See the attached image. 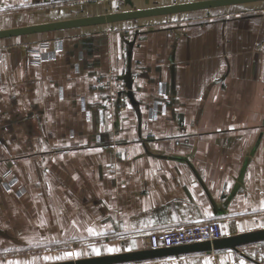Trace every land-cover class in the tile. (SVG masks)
I'll return each instance as SVG.
<instances>
[{
    "label": "crops",
    "instance_id": "crops-1",
    "mask_svg": "<svg viewBox=\"0 0 264 264\" xmlns=\"http://www.w3.org/2000/svg\"><path fill=\"white\" fill-rule=\"evenodd\" d=\"M214 8L215 18L178 24L39 33L40 57L28 38L0 39V245L75 246L45 264L151 250L150 232L194 222L217 219L220 238L264 229V1ZM80 9L0 0V30ZM117 264L264 260L212 249Z\"/></svg>",
    "mask_w": 264,
    "mask_h": 264
},
{
    "label": "water",
    "instance_id": "water-1",
    "mask_svg": "<svg viewBox=\"0 0 264 264\" xmlns=\"http://www.w3.org/2000/svg\"><path fill=\"white\" fill-rule=\"evenodd\" d=\"M264 0H203L182 4H173L168 6L153 7L147 9L131 10L115 13H103L86 15L79 18L70 20L50 22L45 24L26 26L20 28H11L6 30H0V39H8L17 36H32L39 33H47L50 31H63L72 30L85 26L99 25L105 23H114L120 21L137 20L146 17L170 15L181 12L195 11L201 9L214 8L219 6L243 4L250 2H257ZM264 241V229L254 232H248L238 234L235 236H229L224 238H218L213 241L199 242L189 245L158 248L145 251L121 253L116 255H107L100 257L84 258L77 260H67L61 262H52L45 264H117L132 262L137 260H144L157 256L167 254H179L194 251H207V250H219V249H233L238 252L239 247Z\"/></svg>",
    "mask_w": 264,
    "mask_h": 264
},
{
    "label": "rangeland",
    "instance_id": "rangeland-1",
    "mask_svg": "<svg viewBox=\"0 0 264 264\" xmlns=\"http://www.w3.org/2000/svg\"><path fill=\"white\" fill-rule=\"evenodd\" d=\"M79 1V0H78ZM105 1L107 0H98L96 2L86 4V3H80V14L81 15H91L92 14H103V10H105ZM104 2V3H103ZM104 4V5H103ZM100 7L99 11L97 8ZM235 8V7H232ZM231 8H228V10ZM222 9H215V8H208V9H201V10H195V11H188V12H181V13H175L173 15H162V16H153L150 18L145 19H137V20H131L129 22H133L134 24L137 23H162L163 24H178L186 21H197V20H204V19H212L215 18L216 12H220ZM71 31L66 32L67 34H70ZM76 33V31H75ZM74 33V34H75ZM77 35V33H76ZM45 36V35H44ZM22 39L18 38L21 43L22 40H28L30 39H37V40H43L45 41L47 38L39 36L38 34L32 35L31 37L23 36ZM16 38H8L4 40V42H7V44H14L15 40H18ZM27 40V41H28ZM47 41V40H46ZM74 245L72 244H38V245H22V246H4L0 245V264H37V263H43L48 261H55L54 254L63 253L64 256H68V250L73 249ZM77 247V246H76ZM243 254L247 253L249 255H252L253 257L257 258L259 261L264 260V243H260L257 245H251L246 247V250H242ZM57 260V258H56Z\"/></svg>",
    "mask_w": 264,
    "mask_h": 264
},
{
    "label": "built area",
    "instance_id": "built-area-1",
    "mask_svg": "<svg viewBox=\"0 0 264 264\" xmlns=\"http://www.w3.org/2000/svg\"><path fill=\"white\" fill-rule=\"evenodd\" d=\"M79 1L81 3L90 4L98 0ZM29 41L38 43V49L35 51L37 57H40V55L42 56L44 50L48 48L46 41H35V39H33L28 40L27 42ZM220 237V222L217 219H213L205 222L189 223L180 227L152 231L148 235V243L151 249H158L213 241ZM237 253L243 255L242 250H239Z\"/></svg>",
    "mask_w": 264,
    "mask_h": 264
}]
</instances>
